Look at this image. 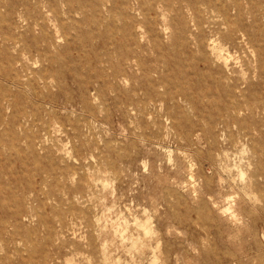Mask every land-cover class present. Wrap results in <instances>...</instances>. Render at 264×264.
Masks as SVG:
<instances>
[{
	"label": "rangeland",
	"instance_id": "rangeland-1",
	"mask_svg": "<svg viewBox=\"0 0 264 264\" xmlns=\"http://www.w3.org/2000/svg\"><path fill=\"white\" fill-rule=\"evenodd\" d=\"M203 16L0 0V264H264V32Z\"/></svg>",
	"mask_w": 264,
	"mask_h": 264
},
{
	"label": "bare ground",
	"instance_id": "bare-ground-1",
	"mask_svg": "<svg viewBox=\"0 0 264 264\" xmlns=\"http://www.w3.org/2000/svg\"><path fill=\"white\" fill-rule=\"evenodd\" d=\"M139 7L143 11L154 12L156 16L165 17V12L174 11L178 14L183 12L191 13L194 27L200 31L210 26V21L205 19L203 15L211 14L217 15L222 19V25L226 26L228 33L225 42L233 39L245 41L258 56L259 62H262V44L257 36L250 32L245 23L240 22L243 16L251 19V24L254 28H259L264 32V0L255 2L254 0H247L249 6H244L242 0H137ZM33 27H37L35 22ZM226 43L220 38H212L209 46L213 53L221 55ZM229 53V52H228ZM148 72V71H147ZM151 74V73H149ZM152 76V75H151ZM43 79V78H42ZM233 89L238 92V95H230L224 101L223 106L219 110L223 113L222 122L226 127L242 126L240 116L247 111L251 114L255 113L254 104L261 101L264 105L263 99L258 94H247L246 90L240 88L239 85H234ZM181 96H189L187 93H182ZM4 99V98H3ZM10 104V103H9ZM11 107V105H9ZM241 170V169H240ZM259 200V199H258ZM248 210V209H247ZM230 211V210H229ZM246 212V211H245ZM228 213V212H227ZM19 216V212L16 213ZM232 216V215H231ZM230 216V217H231ZM143 228L147 233L151 232V228L145 224ZM131 248V247H130ZM34 252V251H32Z\"/></svg>",
	"mask_w": 264,
	"mask_h": 264
}]
</instances>
